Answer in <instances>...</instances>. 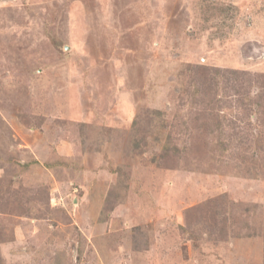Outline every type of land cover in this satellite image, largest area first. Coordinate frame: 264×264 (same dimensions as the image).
I'll return each instance as SVG.
<instances>
[{
  "label": "rangeland",
  "instance_id": "374dc122",
  "mask_svg": "<svg viewBox=\"0 0 264 264\" xmlns=\"http://www.w3.org/2000/svg\"><path fill=\"white\" fill-rule=\"evenodd\" d=\"M0 264H264V0H0Z\"/></svg>",
  "mask_w": 264,
  "mask_h": 264
},
{
  "label": "trees",
  "instance_id": "16d2710c",
  "mask_svg": "<svg viewBox=\"0 0 264 264\" xmlns=\"http://www.w3.org/2000/svg\"><path fill=\"white\" fill-rule=\"evenodd\" d=\"M255 81H258V80H255Z\"/></svg>",
  "mask_w": 264,
  "mask_h": 264
}]
</instances>
